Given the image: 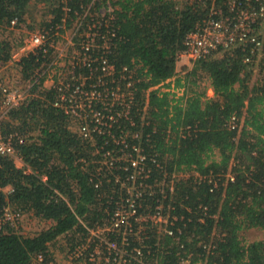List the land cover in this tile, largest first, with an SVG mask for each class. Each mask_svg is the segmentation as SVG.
Listing matches in <instances>:
<instances>
[{
	"label": "trees",
	"instance_id": "1",
	"mask_svg": "<svg viewBox=\"0 0 264 264\" xmlns=\"http://www.w3.org/2000/svg\"><path fill=\"white\" fill-rule=\"evenodd\" d=\"M227 1L0 0L2 32L38 29L58 39L57 32L74 27L81 40L95 32V65L107 59L115 67L104 80L133 92L128 117L112 121L110 133L120 141L126 138V152L136 144L156 158L146 162L150 177L138 176L129 185L145 186L137 198L143 207L136 214L155 212L162 205L167 217L162 229L151 220L131 218L134 231L125 249H141L142 264H264V238L245 241L242 236L250 228L264 229V53L252 51L251 45L219 48L189 67L177 66L185 36L206 24L213 4L228 10ZM39 2L46 8L41 15L36 12ZM14 18L16 26L11 24ZM20 33L15 42L0 37V68L17 65L19 83L24 84L38 78L47 57L43 51L30 52L14 61L13 52L25 34ZM88 73L85 68L76 71ZM169 79L183 88L181 95L149 90L162 82L170 86ZM44 80L39 77L31 95L0 119L1 134L12 136L22 162L0 153V222L9 206L31 211L51 225L33 236L18 233L9 221L0 225V264H33L39 253L52 260L58 249L80 246L79 234L87 237L91 229L103 226L117 201L129 196L115 180L105 179L99 188L94 184L103 154L109 151L108 158H118L123 145L107 129L91 132L93 140L84 136L81 122L54 105L57 87L42 86ZM89 82L97 78L86 81L87 90L93 88ZM93 106L105 115L122 108L96 100ZM117 162L121 180L135 173L127 161ZM140 224L144 227L138 233ZM120 230L110 236L121 245L124 227ZM62 237L67 244L57 247Z\"/></svg>",
	"mask_w": 264,
	"mask_h": 264
},
{
	"label": "built area",
	"instance_id": "2",
	"mask_svg": "<svg viewBox=\"0 0 264 264\" xmlns=\"http://www.w3.org/2000/svg\"><path fill=\"white\" fill-rule=\"evenodd\" d=\"M227 5L228 10L223 6L212 5L206 24L197 26L194 31L185 36L183 40L184 50L179 52L178 60L188 58L194 62L213 50L219 48L227 49L233 46L246 47L251 45L252 51L258 49L259 54L260 52L264 53V0H228ZM108 10L112 11V8ZM18 23L17 18L11 21L13 26ZM24 33L22 43L13 52L14 61H20L23 55H28L30 52L36 55L40 51L44 52V57H47V61L43 63V70L39 72L35 81L28 80L24 84L20 82L21 86L15 85L11 88H2L0 85V90L3 91L0 96V119L10 109L19 106L30 96L33 84L38 81L39 77L45 76L42 86L46 88L55 86L59 91L54 105L63 108L71 116L73 122H81L79 128L84 136L93 140L91 132L94 130L105 132L107 129L113 140L117 144L123 145L119 150L122 154L118 158H108V156H112L109 151L103 154L105 158L100 160L101 166L97 167L98 173L95 177L97 181L94 184L99 188V186L103 185V180H115V186L116 183H120L117 188L121 192L126 190L129 194L128 197H122L117 201L111 218L103 226L91 229L90 235L87 237H82V234H79V238L82 240L78 242L80 246L74 249L67 246L65 250H62L63 258L61 260L58 259L55 252L53 253L55 258L52 260H48L43 253H39L34 257L32 263L101 264L102 261H105L103 264H112L116 261V264H137V262L142 264L144 260L141 249H136L135 251L125 249L126 245L130 244L128 234L134 231V223L131 218H135L136 222L151 220L153 223L158 224L159 229H162L166 227L163 224L167 223V217L162 213V205H157L154 209L155 212L149 211L143 215L136 214L143 207L137 198L141 197L145 186L143 182H141V186L129 185V182H134L138 176L141 179L150 177L151 169L146 167V162L149 160L156 162V158H149L142 152L141 147L136 144L132 146L133 151L126 152V148L129 147L126 138H122L123 140L120 141L116 139L117 137L113 133H110L114 127L112 121L117 123L120 117H128L130 104L134 99L133 92L123 91L120 85L113 86L109 81L104 80L106 76L114 73L115 67L113 64L108 63L107 59H103L100 66L99 64L95 65V62L98 61L96 57L92 56V51L97 47L94 38L95 32L87 33L82 40L77 32H65L64 34L57 32L56 35L60 36L58 39L51 38L47 32H41L38 29ZM99 46L106 47V44H99ZM245 59L249 60L250 57L247 56ZM98 67H100L102 73L96 74L99 71V69H96ZM81 68H85L89 73L84 76L76 75L77 69ZM123 71H127V68L124 67ZM95 78H97V82H89L93 88L87 90L85 88L86 81L88 79L94 80ZM171 80L173 79H169L167 82ZM127 85H130V82ZM100 86H102V89L98 90ZM163 86L164 83L162 82L149 90L159 88L160 91H164L161 90ZM128 95H130V100H127ZM94 100L102 101L106 106L118 105L122 108L116 113L111 112L105 115L94 108ZM91 123L93 124L92 128L90 126ZM117 126L119 127L120 124ZM134 137H137V134ZM11 138V135H3L0 132V153L14 156L17 160H20ZM120 159L130 163L135 172L129 175L127 180H121L120 176L116 174L119 167L117 161ZM107 171L110 172L108 173ZM98 194L110 196L104 190H99ZM9 211L10 207L8 206L4 212L3 222L9 221L11 225L10 218L8 216L5 218ZM16 214L18 215L20 212H16ZM139 226L138 233L144 225L140 224ZM123 227L122 243L120 245V243L112 239L110 234L115 231L120 232ZM84 238H86L85 242ZM92 243L95 244L93 250L87 251ZM106 254H114V258L111 259ZM112 260L114 261L112 262Z\"/></svg>",
	"mask_w": 264,
	"mask_h": 264
},
{
	"label": "rangeland",
	"instance_id": "3",
	"mask_svg": "<svg viewBox=\"0 0 264 264\" xmlns=\"http://www.w3.org/2000/svg\"><path fill=\"white\" fill-rule=\"evenodd\" d=\"M44 3L39 2L37 5V15H41L45 11ZM38 28V27H36ZM26 30V29H25ZM20 31L17 30L15 32H2L3 30L0 29V37H6L7 39H14V42L18 39L20 40V37H22V33L20 32H26V31ZM65 32H75V28L72 29H66ZM24 35V34H23ZM16 49V48H15ZM194 62L190 61L188 58H181L177 66L179 67V70L184 66H191ZM20 70L18 69L17 65H14L13 63H9L7 65H4L0 68V85L2 88H8L11 84L20 85ZM2 83V84H1ZM170 86H163L161 90H171L172 92H175L176 95H181L183 93V88H174V81H170ZM203 84L208 86L209 80H204ZM9 85V86H7ZM24 87V86H22ZM209 88V86H208ZM2 90H0L1 92ZM208 94L212 95L213 91L212 89H208ZM17 163L19 165H22V162L20 160H17ZM10 218L11 226L20 234L23 235H29L33 236L42 231L43 229H46L50 227L51 222H47L40 217L36 216L31 211H21L20 214H16V211L13 208H10V211L7 215ZM4 224V222H0V225ZM243 239L245 241H252L260 238H264V229L259 228H250L242 232ZM65 247L67 244L66 238L62 237L60 241L57 243V247L62 245ZM56 249V248H55ZM63 249H58L55 251V253L58 256V259L61 260L63 258V252H61Z\"/></svg>",
	"mask_w": 264,
	"mask_h": 264
}]
</instances>
